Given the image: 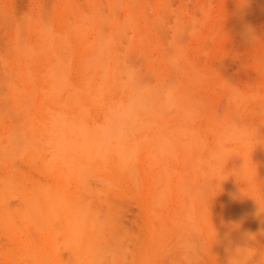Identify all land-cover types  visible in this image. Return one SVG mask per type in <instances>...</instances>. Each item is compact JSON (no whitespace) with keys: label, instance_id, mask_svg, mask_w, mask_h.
I'll return each instance as SVG.
<instances>
[{"label":"rangeland","instance_id":"1","mask_svg":"<svg viewBox=\"0 0 264 264\" xmlns=\"http://www.w3.org/2000/svg\"><path fill=\"white\" fill-rule=\"evenodd\" d=\"M62 1L63 0H0V97H3L2 100H4V97L10 93L7 89L8 86L4 83L5 77L7 80V76L12 75L14 73L13 71L17 69L21 72L23 69V63L25 62V57L23 58L22 56V48L28 43L35 41L36 38V35L32 34V30L26 25V20L37 14H40L42 19L44 18L43 16H46L47 20L50 21L48 22L45 19L46 22L53 26L50 27V25H47L48 28H50V32H54L52 34H54L53 36L55 38H57L58 34V38L62 39L63 34L65 36L68 34L70 22L67 21V18L68 20L71 19L72 22L75 11H77L78 8L77 4H79V10H83V12L86 10V13L84 12L85 14L94 13L93 6L96 7V10L100 8L99 6H102L100 9L103 11L105 10V12H102L104 15L109 12V9H113V12H111L110 15L113 18V16L116 15L115 13H117L119 16L116 15L114 17L117 21L118 19L116 17L121 16L125 19L128 14L127 11L130 9L129 12L132 13L137 24H139V30L135 32L128 30V33H132L133 38L129 36L131 34H128V37H130V40L133 43L135 42V45L133 44L134 47L132 48V51L129 50L125 52L127 53V57L131 52L134 56L135 54L138 55L135 56L136 59L131 55V57L135 59L136 66L132 63L131 65L133 67L139 66L140 69L137 70V75L139 74V78L144 77L143 79H146V82L148 81L154 84V77H156V73H158L159 70L161 71V74L167 77L169 76V78L170 76H174V73L179 69L173 72L178 67H173L171 65L173 71L171 70L168 59L166 58L168 55L165 53H167V51H169V53L171 52V49H168L171 48L168 46L169 44L171 45L170 41H179V37L182 39H180L182 43L180 41L179 43H181L183 51L185 50V53L183 52V60H186V66L189 64L191 68H197V70H195L200 72L199 75L201 76L200 78L199 75H196L197 78H200L203 81L205 80V82H202L201 84V81H197L199 85L196 83L198 87L201 86L202 88H199L198 90L195 86L196 88L191 91L193 93L192 99H194L195 95L194 102L195 104H198V110L201 112L199 113L201 118H198L200 121L197 119V122L199 121L198 123L203 124L199 125L197 122L195 123L201 126L202 129H204L210 118H214L215 116V118L219 117L220 120V117L224 118L227 116L228 112H231L235 104L229 97V89L238 88L245 92H254L256 95L257 93L258 95L261 94L262 96L257 95L258 98L256 97V103H264V0H166L170 5L165 0H160L159 3V0H121V2L119 1L120 4L122 5V3H124L123 6L125 5L124 7L126 9L124 7H121L120 9L119 7L120 11H118L113 5L115 0H91L92 2H90V0H64L65 2L68 1L67 3L70 4H67V8L70 6V13L66 10H64L65 12L60 10ZM80 1L82 3H79ZM83 3L84 7L82 6L81 9ZM100 3L102 4L100 5ZM164 3L166 4L164 5ZM145 4L146 6H144ZM162 5H164L163 8ZM165 6L170 10L167 8L169 10L167 11V9L164 8ZM146 9H150V11H147ZM41 11L44 15L41 14ZM67 14H70V19ZM189 17H192L193 21H191ZM122 18L120 19L123 21L124 19ZM188 19L191 22H195L194 27H196V29H194L188 26L189 30L187 32L191 35L186 31H182L183 29L186 30L184 27H187L188 24L192 25L190 22L187 23ZM46 22L44 23L47 24ZM18 24H21L23 27V29L21 28L23 33L20 29H16V31H19H17L18 34L15 33V27H17ZM175 25H179L182 28V32L179 34L180 36L174 32L176 29L179 30V27H174ZM106 26L109 25L106 24ZM108 30L109 28L107 27L105 31L108 32ZM156 30L159 32H156ZM192 31L193 33L195 32L193 35L191 33ZM19 34H22L21 36L23 37V40L20 38L22 45L23 42L26 43L19 48L21 49L20 52H18L19 49L15 47L17 41H14V36L19 40ZM138 36L141 41L137 40ZM158 39L159 42H157ZM70 41L73 47V56L71 54V60L69 62L67 61V63H70L68 66L69 68L66 66L63 69L65 70V73H70L69 75L66 74L67 86L70 85L71 87H76L81 81V74L78 66L80 57L78 55L79 53L77 54V51H79L78 46L72 38ZM162 42L165 46L161 44ZM153 44H155V46H153ZM120 45L119 49L120 47H125L126 43ZM164 47L166 48L164 49ZM122 48L121 51L123 52L126 48L124 50ZM57 49L59 48L56 47L55 50ZM134 49H136V53L133 51ZM160 52L164 54H161ZM18 53L22 54L19 56ZM64 54L66 55V53ZM153 57L155 58L152 59ZM129 60L132 62L131 58ZM165 60L169 65L165 66L167 64ZM14 61L18 62L15 64ZM42 66H39V64L36 63L28 69H30L32 73L38 74L40 77L41 72H44V66ZM15 67H17V69ZM166 70H170L168 72L169 74ZM10 72L12 73L10 74ZM171 72L173 73L171 74ZM182 72L185 73V75H182V79H185L183 77L186 76V72ZM7 73H9V75H7ZM223 74L225 75L223 76ZM176 75L180 77V73H176ZM176 75L175 77L177 78ZM15 76L18 77V72L15 73ZM177 79L180 80L179 83L184 81L179 78ZM37 83V87H40L43 82L42 80H38ZM253 88L255 89L253 90ZM7 97L11 98L10 96ZM38 98L39 96L35 97L34 106L32 105L31 108L32 112L37 107L40 99ZM259 98L261 99L259 100ZM2 100L0 101V104L3 103ZM195 100L200 101L202 106L200 103H196ZM5 101L3 104L7 103ZM230 101L233 103V107L230 106L232 105ZM9 102L8 99L7 104H11V102ZM46 103L47 102H44L41 106H45L44 104ZM256 103L239 105L240 110L244 109L245 111V113L242 111L244 115L243 118L247 117L249 121H255L264 117V115L259 113L255 114L258 111L255 108L258 106H255ZM48 105L51 106V104ZM229 106L231 109L228 108ZM259 106H262V104ZM253 108L257 110L256 112L254 110L255 113L251 111ZM208 109L209 111H207ZM216 111L218 112L216 113ZM202 113L205 115L209 113V115L206 117L203 115L202 117ZM42 114L44 115V113ZM42 114L36 113V118L43 119L44 116H42ZM8 117L10 116L4 115L1 120L4 126L15 124V122L18 123L19 121H16V119H19L20 121L22 118L24 119L23 115L20 117V114L19 118L16 117L15 120L11 117L10 120L5 119ZM25 117L26 121L24 119V123L21 122V126L23 124V127H27L25 124H27L28 114ZM202 118H204V120ZM205 118H207V120ZM11 119L13 120V123H10ZM247 119L245 118V120ZM210 136L208 135L207 138L209 137V140L212 139L211 141H213L212 135ZM262 136H264V134H262ZM35 155L37 156V154ZM46 155V158H43L42 155H38V158H35V160L29 159L31 155H28V158L27 156H24L22 160L20 159V161H16L17 170L19 169L17 171V177L19 179L21 178L22 181L25 180L23 182L24 184L26 183L25 185L38 187V183H46L48 178L47 182H50V179L55 180V178L51 177V174L46 171L43 161L41 162L42 159H47L48 156ZM178 157L180 158L181 155ZM175 160L177 161L178 159ZM173 164L176 166L175 162L170 163V165ZM178 164L179 163H177V166H179ZM3 168H5V166H3L2 169ZM2 169L0 170L1 174L4 172L3 170H5ZM180 177L170 176V179H168L167 182H161L165 177H161L163 178L162 180L160 177H155L159 180L157 182L154 176H141L136 178H134V176H109L106 178L111 180V183L109 184L113 187L109 184V187H107V184L102 187V184L100 185L98 183L100 186L97 185V189L101 190L99 192L98 190L96 191L97 197L94 200V206L98 208L97 218L99 219L97 227L98 231H96L98 233V238L96 237V244H98L97 247L99 251L98 264H229L231 257L234 256L236 252L240 253L242 251L240 248L255 249L256 255L252 258L250 264H259L261 256L264 254V210H262L263 212L261 213V206L259 205L264 204V182H262L264 178L254 176H227L228 178L223 177L224 181H222L223 178L217 176ZM183 177H186L187 180L185 178V181H183ZM153 178L155 181H153ZM137 179H141L142 181L139 180L138 182ZM219 179L220 181H218ZM66 180L69 182V187L67 186V189L73 192L76 187L75 181L71 178ZM259 181L261 183L260 187ZM9 196H6L8 199L5 200V205H0V210L4 211L1 213H5V211H8L11 215L14 213L12 218H16V214L22 217L23 214L26 215L29 213L27 212L28 208L26 210L23 202L19 200V194L18 196H15L14 194L10 197ZM260 197H262V199ZM169 198L170 200H168ZM153 208L157 211L154 212L155 209ZM259 210L260 216L258 215ZM153 212L155 214L157 213L160 217L159 218L154 214L155 218L161 219L163 216L165 218V220L163 219L164 221H162L163 223L161 222L162 225L159 229L157 224L154 225L156 226V228L154 227V230H152L153 227L149 228V224L151 223L152 225V222H154L153 220H155ZM31 214H33V212H31ZM39 214L42 215V213ZM33 215L31 223H27L29 228H32L33 231L32 229L29 230L28 226L21 221L22 218H18V216V219H13L14 226L12 225V228L7 227L5 224H1L2 222L0 223V264H14V262H16L15 264H30L33 262L27 258V253L20 250V239L23 241H29L31 246L34 243L33 246L37 248L35 250L42 248L41 246L44 241L45 243H47V240L50 242L49 239L44 238V236L46 237L47 235L46 232L49 231L48 229H44L45 225L48 224L47 221L45 222V225L43 223L38 225L43 218H40L37 211H34ZM261 215L263 218L260 220L257 216L261 217ZM152 217L154 219H152ZM149 218H151V220ZM49 221V223H51L52 220L49 219ZM35 223L37 226H34L36 225ZM59 223L60 222L56 221L53 226L55 227L56 224ZM22 225L27 229L22 228ZM41 226L44 228L42 227L41 229ZM53 226H51V229ZM60 226L61 225L59 224L58 229ZM37 227L40 228V231L37 230ZM54 230L52 229V231ZM62 230L63 228L61 231ZM156 230L158 237L155 235ZM57 231L58 230H56V232L54 231L55 240L53 242L55 245L52 244L50 247L48 245L49 243L45 244L46 246H49H47L49 248L47 249L48 253L50 252V248H52L53 245L55 246L49 254V256L52 257L50 259L55 264H73L74 260L70 256L68 246L66 247L65 238L62 236L64 233ZM30 232L32 233V236ZM24 236H27L30 240H26ZM155 238L158 239L155 241ZM192 244H195V246ZM149 249L151 251H149ZM11 259H13V261H11ZM28 261H30V263ZM35 264L38 263L36 262Z\"/></svg>","mask_w":264,"mask_h":264},{"label":"bare ground","instance_id":"2","mask_svg":"<svg viewBox=\"0 0 264 264\" xmlns=\"http://www.w3.org/2000/svg\"><path fill=\"white\" fill-rule=\"evenodd\" d=\"M68 1L66 2L64 0L62 1L61 3L62 5L60 7L61 11L66 10L68 13H70L71 10V9L69 10L70 6L69 8H67ZM119 1L121 2V0H115V3L113 4L114 7L118 9V11H120L119 7L121 9V7L125 6V5L123 6L124 3H122L121 5ZM168 1L166 2L170 5ZM90 2L92 1L90 0ZM159 2L160 0L158 1V3ZM79 3L82 2L80 1ZM84 3L81 5V9ZM101 4L102 3H100V5ZM165 4L166 3H164V5ZM77 5L78 8L77 11L74 10L75 15L73 17L72 22L70 19L71 16H69L70 14H67L70 19L68 20L67 18V21L70 22L69 23L70 25L68 27V34H66L67 37L63 34L62 39L58 38V34H57V38H55L53 36L54 34H52L54 32H50L49 30L50 28H48L47 25H50V27L53 26L51 24H48V22L50 21L47 20L46 16H43L44 18L42 19L40 14H37L35 16L29 17L26 20L27 21L26 25H28L30 30H32V34L36 35L35 41H33L32 43H28L25 47L22 48L23 51L22 56L23 58L25 57V62L23 63V69L21 70V72H19L17 67H15L18 71L14 69L16 72L13 71L14 73L12 75H9V73H7V75L9 76L6 75L7 80L5 77L4 83L5 85L8 86L7 89L10 93L9 92H8L9 94L7 93L8 95L4 97V100H2L3 97H0L3 103L5 100H7L5 102L8 103V99L11 102V104H7V103L5 104L2 103L3 105L0 104V170L2 169L3 166H5V168H3L5 170L2 169L4 172L2 174L0 173L1 174L0 175V205L1 206L5 205L6 203L5 200L8 199L6 198V196L9 195L12 196L13 194L15 196H18L19 194L18 196L19 200L23 202L24 208H26V210L27 208L28 210L30 209L29 211L27 210V212L29 213L26 212L27 213L26 215L25 214L22 215L21 213L22 217L16 214L18 218L19 217L22 218L21 221H23L25 225H27V223L29 222L31 223L32 215L34 214V211H37L40 218L41 217L43 218L39 223L37 222L38 225L41 223L45 225L46 221L48 223V224L46 223L47 225H45V228L43 226H41L40 228L42 229L43 227L45 230L47 229L49 230L48 232H46L47 235L45 234L47 238L45 236L44 238L49 239L50 242H48L47 240V243H49L48 245L50 247L52 246V244H54L53 242L55 240L54 231L56 232V230H58L57 232H60L61 229L63 228L61 232H63L64 234L62 233L60 234H62V236L65 238L66 247L68 246L70 251V256L74 260L73 264H98L99 251L97 247L98 244H96V237L98 233L96 231H98L97 227H98L99 219L97 218L98 208L94 206V202H95L94 200L97 197L96 195L97 194L96 191L98 190L97 185L102 184L101 186L103 187V185L106 184L108 185L109 183H111V180L107 179L106 177L134 176V178H136L141 176L143 177L154 176V178L160 177L161 180L164 177L165 178L169 177L166 179L164 178V180L161 182H165V181L167 182V180L170 179V176H178V177L217 176L219 178L220 177L228 178L227 176H241V177L254 176V177L264 178V136H262V134H264V117L255 121H249L247 117L243 118L244 116L243 113H245V111L242 107L241 108L243 110H240L239 105L240 104L244 105V103L239 97L234 95L233 89H229L228 90L230 91L229 97L231 98L232 102L235 104V106L233 107V103L230 101L232 103V105L230 106L233 107L231 112H228L229 114L227 113V116L224 118L220 117V120L218 116H217L218 118H215V116L213 118L211 116L212 118L209 119L204 129H202V127L199 126L203 124L202 120H201L202 124L198 123L200 121L198 118H201L200 117L201 115H199V113L201 112H199L200 110H198V106H197L198 104H195L194 102L195 95H194V99H192L193 93L191 91H193L192 89H195L196 87L198 90L199 88H202L201 86L200 87L197 86L199 85L198 82L201 81L200 82L201 84L202 82H205V80L203 81L200 79L201 78V76L199 75L200 72L196 71L197 68L195 67L191 68L188 63H187L188 65L186 66V62H185L186 60H183L184 59L183 54L185 53V50L183 51V48L181 46L182 39L180 37H179V41L181 43H179L178 40H176V42L174 40L173 42L170 41L171 45L169 44L168 46H170L171 48L168 47L167 48L169 50L171 49L170 50L171 52L169 53V51H167V53H165L166 55H168L166 58L168 59V63L170 64L169 65L166 62L167 60L166 59L165 62L167 64L165 63L166 64L165 66L169 65L171 67L172 65L173 67H178L174 71L171 67V70L173 72H175L178 69L180 71L179 70L176 71L174 73V76L172 77L170 76L169 78V76L167 77L161 74V71L159 70L158 73H156V77H154L155 83L152 84L148 81L147 83L146 79H143L144 77L139 78L140 77V76L138 77L139 74L137 75L138 73L137 70L140 69L139 66L133 67L131 65V63L134 65L136 64L134 60L136 59L135 56L137 54H135L134 56L133 53L131 52V54L128 55L127 57V53L125 52L129 50L132 51V48L134 47L133 44L135 42L133 43L130 40V37L133 38L131 32H135L139 30V26H138L139 24H137L136 19H134L135 17H133L132 13L129 12L130 7L127 8L129 10L127 11L128 14L126 12L127 14L126 18L124 19V17L122 18L121 16L116 17L118 19L117 21L116 19H114L116 15L119 16L117 13H115L116 15L114 14L115 16H113V18L110 15L111 12H113V9H109V12H107L108 14L105 13L104 15L102 14V12H105V10L103 11L102 9H100L102 8V6H99L100 10L99 9L96 10L95 9L96 7L93 6L94 13L92 12V14H85L86 10H84L85 12L84 13L83 10H79L80 7L79 4ZM164 5H162V8ZM144 6H146V4ZM164 8L167 9L168 7L165 6ZM168 9L167 11L170 10ZM100 11H101V15H100ZM115 11L118 12L116 9ZM147 11H150V9ZM120 18L124 20L122 21ZM45 19L48 22H46ZM189 19L193 21L192 17L191 18L189 17ZM189 19L187 20V23L190 22L192 23V25L191 24L187 25L186 23L187 27H184L186 28V30L185 29L182 30V28L179 25L174 26L177 28L179 27V30L178 29H176L177 31L174 30V32H176L178 36H180L179 34L182 31L187 32L189 30V27L196 29V27H194L195 22H191L189 21ZM44 22H46L47 24H45ZM106 24L109 26H106ZM19 26H21V24L20 25L18 24V26L15 27V31L16 29L18 30L20 29V31H22L21 28L23 29V27L22 26L19 27ZM107 27L109 28L108 32L105 31ZM128 30H131V32L128 33ZM17 31L15 32L16 34H18L19 32ZM157 31L158 30H156V32ZM193 31L191 32L192 35L195 33V32L193 33ZM128 34H131L129 35L130 37H128ZM188 34L191 35L190 33ZM19 35H20L18 36L19 40L16 39L17 38L16 36H14L15 37L14 41L15 42L17 41V44L15 46L17 49H19L20 47L24 46V44H26L23 42L22 45L21 40H23L22 39L23 37L21 36L22 34ZM71 38L78 46L79 51H77V54L79 53L78 55L80 57L78 66L81 74V81L80 84L76 87H71L70 85L67 86L66 78L67 75H69L70 73L69 72L68 74L65 73V70L63 69L64 67L66 66L68 67L70 65V63H67V61L69 62L71 60V54L73 56V47L70 41ZM137 40L141 41V39H139V36ZM157 42H159V39ZM124 43H126L125 47L123 48L120 47L119 49V45ZM161 44H163V42ZM153 46H155V44H153ZM56 47H58L60 50L59 49L55 50ZM121 48L123 50L125 48L126 49L122 52ZM165 48L166 47H164V49ZM135 50L136 49H134L133 51L136 53ZM20 51L21 49L18 50V52ZM121 52L123 53V55ZM64 53H66V55ZM21 54H19V56ZM131 55H133V58L135 57V59H133ZM141 55L144 56L143 54ZM129 56L131 60L133 59L132 62H130ZM154 58L155 57H153L152 59ZM62 60L64 63L62 62ZM15 61L14 63L16 64L19 61V59L17 62ZM36 63H38L39 66L40 65L44 66V67L42 66L44 68V72H41V74L39 73L40 77L38 74H34L30 71V69H28L30 66H33ZM57 65L59 66V69L62 73L63 76L62 79L53 78L51 70L53 66H57ZM167 70L166 72L168 73L170 70L169 71ZM181 70L186 72V76L183 77L185 79H182V75H185V73L182 72ZM17 72H18V77H16L17 74L15 76V73ZM173 72H171V74ZM11 73L12 72H10V74ZM176 73H180L179 75L180 77H178ZM129 75L133 76L137 83L150 86L153 90V96H154L153 112L151 116V126L145 129L140 134L141 144L139 147L138 155L135 157V159L131 163L125 165L114 157L103 158V157H97L95 155H84L78 151L75 152L69 151L66 153H58L57 151H55L49 143L50 119L52 113L59 110L76 111L79 107L84 106L90 110L93 118L99 120L102 118L103 112L102 109L94 102V97H97L102 93H108L112 97L118 96L121 92V81L124 80ZM175 75L177 76V78L182 79L184 81L182 83H179L180 80H178L175 77ZM196 75H199L200 78L198 79ZM224 75L225 74H223V76ZM38 80L40 81L42 80L43 82L40 87H37ZM168 88H173L175 90L176 107L172 109H168L164 106L163 94L165 90H167ZM255 88H253V90ZM256 93H257V89H256ZM259 95L262 96L261 94ZM7 96H10L11 98ZM36 96H39L40 99L38 98L39 102L37 104V107L35 106L36 109L33 110L32 112L31 108L35 102ZM260 99L261 98H259V100ZM198 100L197 101L195 100L196 103L197 102L200 103V101ZM44 102L51 104V106H49L47 103L44 104L45 106H41L43 105ZM260 104H262V106H259ZM260 104L259 103L255 104V106L258 105L257 106L258 108L255 107L258 111L255 108H253V110L251 111L253 113L257 111L255 114L259 113L261 115H264V110L261 109L264 108V103L261 102ZM230 106L228 107L229 109H231ZM207 111H209V109ZM217 112L218 111H216V113ZM36 113H41V114L44 113V115L42 114V116H44L43 119L36 118L35 115ZM19 114L20 117H22L23 115L25 121H26L25 116H27L28 114L27 124H25L27 127H23V124L21 126V122L24 123L23 118L21 119V121L19 119H16V117L19 118ZM4 115H8L14 120L16 119V121L19 122L16 123L14 121L15 124L4 126L1 122ZM203 115L204 117H206L209 115V113L207 115L202 113V117ZM10 117L5 119L10 120ZM245 118L247 120H245ZM197 119L199 120L198 122ZM202 119L204 120V118ZM205 119L207 120V118ZM233 121H237L240 123H248L254 126L256 128V137L255 136L242 137L237 143L226 144L221 146L220 143L221 133L225 125ZM195 122H197V124L199 125H197ZM10 123H13L12 119ZM208 135L209 136L212 135L213 141H211L212 140L211 138H210L211 140H209V137L207 138ZM225 148L230 150L225 152L224 151ZM34 153L37 154V156ZM28 155L29 156L31 155L29 159H34V160L35 158H38V155H42L43 158H46L45 155L48 156L46 160L42 159L41 162L43 161L46 171L49 174H51L50 176L54 177L55 180L50 179V182H47L49 178L47 179L45 177L47 179L46 183L40 182L38 183L39 184L38 187L36 186L34 187L31 185H29L30 186L29 187L25 185L26 183L25 184L23 183L25 180L22 181L21 178L19 179L17 177L18 175L17 171L19 169L17 170L16 161L17 160L20 161V159L22 160L24 156H27L28 158L29 157ZM179 155H181L180 158L178 157ZM175 159L178 160L176 161ZM174 162L176 166L173 164L174 165L173 167V165H170V163H174ZM177 163H179L178 164L179 166H177ZM68 178H71L75 181L76 187L74 188L73 192L67 189L69 182H67L68 180L66 179ZM154 178L153 181L155 180L157 182L159 181L156 178L154 180ZM185 178L183 181H185ZM224 178L222 181H224ZM139 180L141 179H137L138 182ZM218 181H220V179ZM262 182H264V179ZM109 185L112 186L111 184ZM109 185L107 187H109ZM260 186L261 183L259 187ZM100 190H98V192ZM260 198L262 199V197ZM168 200H170V198ZM259 205L261 206L259 207L262 213L263 212L262 210H264L262 209L264 208V204H259ZM260 210L258 212V215L260 214ZM2 211L0 210V213ZM155 211L157 210L155 209L154 212ZM31 212H33V214H31ZM154 212H153V217L155 215L159 217V215L157 213L155 214ZM39 213H42L43 216ZM12 215L8 211H5V213H1L0 223L2 222L1 224L3 225L5 224L7 227L12 228V225L14 226L13 219L15 218L14 216H13L14 218H12ZM153 217L152 219L155 218ZM257 218L261 220V218L263 217L261 215V217L257 216ZM49 219L52 220L51 223H49L50 222ZM149 219L151 220V218ZM163 219L165 220L164 216L161 219L155 218V220H153L154 222H152V225L151 223L149 224L150 225L149 228L153 227L152 230H154L156 228V226L154 225L157 224V227L159 229L162 225L161 222L164 221ZM56 221L60 222L59 224L61 225L60 226L61 229L60 227L58 229L59 224H56L55 227L57 228L53 226L55 225L54 223H56ZM27 226L29 228V225ZM34 226H37V224ZM51 226L54 227V228L52 227L53 230L55 229L54 231H52ZM22 228H26V227L22 225ZM38 228L39 227H37V230L40 231V228L39 229ZM31 229L29 228V230ZM156 232L157 230L155 231V235L156 237H158V234ZM30 234L32 236L31 232ZM24 238L26 240L27 239L30 240L29 238H27V236L26 237L24 236ZM157 239L155 238V241ZM19 241L21 244L20 250L24 253H27L26 255L28 256L27 258L30 259V261H33L31 263L30 261H28L30 264L33 263L35 264L36 262L38 264H51L52 261L50 258L52 257L49 256V254L51 250L55 248L54 246L55 244L53 245L54 248L53 247L50 248L49 250L50 252L48 253L47 249H49L48 248L49 246L47 245L48 246L47 247L45 245L47 244L45 243V241L44 243H42L43 244L41 246L42 248H39L38 250H35L37 248L33 246L34 243L31 246L29 241H25V240L23 241L21 239ZM192 245L195 246V244ZM149 251L151 250L149 249ZM11 261H13V259H11ZM15 263L16 262H14V264ZM53 263L54 262H52V264Z\"/></svg>","mask_w":264,"mask_h":264},{"label":"clouds","instance_id":"3","mask_svg":"<svg viewBox=\"0 0 264 264\" xmlns=\"http://www.w3.org/2000/svg\"><path fill=\"white\" fill-rule=\"evenodd\" d=\"M54 79H62L59 66H53ZM245 105L256 102L254 92L233 89ZM164 106L176 107L175 90L164 92ZM102 109V118L96 120L84 106L76 111L59 110L51 115L49 143L58 153L78 151L84 155L118 159L122 164L131 163L138 155L141 144L140 134L151 126L154 96L148 85L136 82L131 75L121 81V92L112 97L102 93L94 97ZM264 110V108H261ZM256 137V128L248 123L233 121L226 124L221 133V146L237 143L242 137ZM230 149L225 148L227 152ZM240 253L231 257L229 264H250L256 255L252 248H240ZM259 264H264L262 254Z\"/></svg>","mask_w":264,"mask_h":264}]
</instances>
